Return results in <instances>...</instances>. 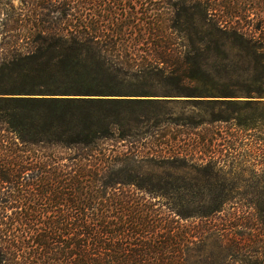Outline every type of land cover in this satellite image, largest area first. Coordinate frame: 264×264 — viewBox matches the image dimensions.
<instances>
[{
	"label": "trees",
	"instance_id": "1",
	"mask_svg": "<svg viewBox=\"0 0 264 264\" xmlns=\"http://www.w3.org/2000/svg\"><path fill=\"white\" fill-rule=\"evenodd\" d=\"M255 1L0 3V264L189 261L197 224L184 227L181 201L229 191L145 166L206 173L226 163L172 151L159 141L172 126L264 125ZM260 224L229 245L235 260L264 264Z\"/></svg>",
	"mask_w": 264,
	"mask_h": 264
},
{
	"label": "rangeland",
	"instance_id": "2",
	"mask_svg": "<svg viewBox=\"0 0 264 264\" xmlns=\"http://www.w3.org/2000/svg\"><path fill=\"white\" fill-rule=\"evenodd\" d=\"M5 1L0 0V3ZM256 1L249 7L250 11L263 14L264 2L258 5ZM241 23L245 24L244 21ZM2 29L0 18V53L2 47L4 48L1 43ZM167 109H172L175 115L182 112L180 106L170 105ZM185 110H187L185 112L187 122L190 121L189 118L197 119V117H189L193 114L188 109ZM202 135L206 136L204 141L201 139ZM263 138L264 125L260 121L255 122L252 129L239 126L236 122H220L197 128L172 126L166 131L165 137L159 138V141L176 145L178 148L172 150L174 152L180 151L196 156L214 152L217 156L223 155L221 158L226 160V163L217 170L206 173L145 166L147 173H172L173 177L170 180L177 185L193 188L212 186L217 192L221 188L225 189L226 193L229 191L226 201H223L225 196L221 192H218V201L200 197L193 198L192 201H181L180 209L187 215L182 220L184 227L192 233L188 227L197 224L195 234L190 238L194 242L189 249L186 248L189 261L185 264H245L242 260L245 258L243 252L235 260L229 254L228 248L236 241L245 244L249 232H258L256 229L261 225L260 219L264 217ZM149 139L152 137L149 136ZM207 144L211 146L209 150L201 148ZM217 207L218 211L215 210ZM206 222L210 223H207L208 227L202 231V226Z\"/></svg>",
	"mask_w": 264,
	"mask_h": 264
}]
</instances>
